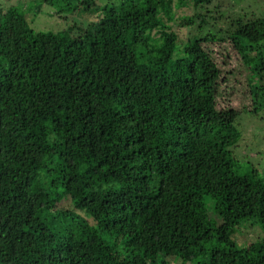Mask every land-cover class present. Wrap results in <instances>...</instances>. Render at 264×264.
<instances>
[{
  "label": "trees",
  "instance_id": "16d2710c",
  "mask_svg": "<svg viewBox=\"0 0 264 264\" xmlns=\"http://www.w3.org/2000/svg\"><path fill=\"white\" fill-rule=\"evenodd\" d=\"M101 1L0 0V264H264V16Z\"/></svg>",
  "mask_w": 264,
  "mask_h": 264
},
{
  "label": "rangeland",
  "instance_id": "374dc122",
  "mask_svg": "<svg viewBox=\"0 0 264 264\" xmlns=\"http://www.w3.org/2000/svg\"><path fill=\"white\" fill-rule=\"evenodd\" d=\"M19 0H1L5 7L11 6L18 3ZM117 2L119 0H102L101 2L107 3ZM214 9L213 16L219 18L222 13L226 17L228 16H253L262 15L264 16V0H215L211 5ZM212 10V9H211ZM55 9L52 7L50 10H45L40 13L36 18H33V24L31 25L37 34L41 32L52 31L62 32L64 30L65 22L53 17ZM178 13L180 15H193L192 7L181 8ZM226 22V21H224ZM224 23L220 22L213 26L207 28L208 32L216 31L219 27L223 26ZM212 27V28H211ZM180 30V29H178ZM189 29L183 30L181 33L182 38L186 39ZM260 84H264L260 81ZM246 115V114H245ZM243 114V117L245 116ZM244 117V139L238 144V148L235 149L234 157L239 159L243 167H253L256 168L259 174H254L255 182L258 184L260 181L259 176L264 178V110L258 113V116H254L248 113ZM243 128V127H242ZM237 150V151H236ZM238 152V153H237ZM243 157H241V156ZM245 155V156H244ZM58 209L70 208V201L64 200L57 205ZM217 225H219L221 220H216ZM242 243V242H240ZM170 264H183L180 258L169 257Z\"/></svg>",
  "mask_w": 264,
  "mask_h": 264
}]
</instances>
